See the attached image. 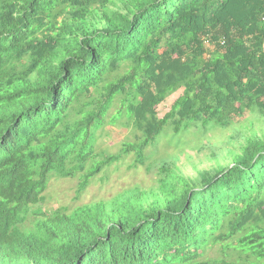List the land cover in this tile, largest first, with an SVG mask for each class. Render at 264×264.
<instances>
[{"label": "trees", "instance_id": "obj_1", "mask_svg": "<svg viewBox=\"0 0 264 264\" xmlns=\"http://www.w3.org/2000/svg\"><path fill=\"white\" fill-rule=\"evenodd\" d=\"M246 112L264 118V0H0V264H264V133L194 179L163 162L157 191L37 207L86 172L107 118L139 136L78 194L130 153L144 165L167 126Z\"/></svg>", "mask_w": 264, "mask_h": 264}, {"label": "rangeland", "instance_id": "obj_2", "mask_svg": "<svg viewBox=\"0 0 264 264\" xmlns=\"http://www.w3.org/2000/svg\"><path fill=\"white\" fill-rule=\"evenodd\" d=\"M182 95L178 91L157 107L158 117L162 118L170 110L175 100ZM115 114V108L109 116ZM107 118L103 128L95 134L93 144L94 158L86 163L87 173L91 166L104 160V157L118 155L125 144H134L138 133L122 126V122L109 124ZM197 129L181 131L178 135L167 126L156 141L150 145L144 154V165L135 166V154L130 153L117 163L105 167L103 171L92 178L86 189L78 194L79 184L85 174L75 178L50 179L45 192V202L38 205L43 212H53L56 209L69 210L91 203L108 202L113 198L131 190H141L146 193L157 191L161 179L159 167L163 162L171 166L175 161L174 171L185 180L194 179L204 170L215 168L218 163H229L232 152H239L240 146L255 133H264V118L255 114L244 113L243 117L235 119L228 129L213 128L204 132ZM104 155L101 159L100 157ZM32 219L31 215L28 220ZM28 224V221H27ZM210 256H217L218 250L209 251Z\"/></svg>", "mask_w": 264, "mask_h": 264}]
</instances>
